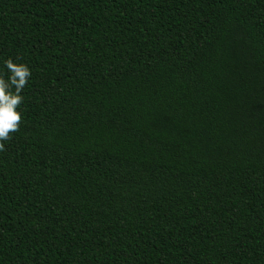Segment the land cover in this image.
Listing matches in <instances>:
<instances>
[{
    "label": "trees",
    "instance_id": "16d2710c",
    "mask_svg": "<svg viewBox=\"0 0 264 264\" xmlns=\"http://www.w3.org/2000/svg\"><path fill=\"white\" fill-rule=\"evenodd\" d=\"M8 59L0 264H264V0H0Z\"/></svg>",
    "mask_w": 264,
    "mask_h": 264
},
{
    "label": "clouds",
    "instance_id": "9594fccd",
    "mask_svg": "<svg viewBox=\"0 0 264 264\" xmlns=\"http://www.w3.org/2000/svg\"><path fill=\"white\" fill-rule=\"evenodd\" d=\"M4 63L9 75L7 79L0 77V151H4V142L12 138L11 134L19 130L22 116L18 109L24 99L21 92L31 76L25 64L11 59Z\"/></svg>",
    "mask_w": 264,
    "mask_h": 264
}]
</instances>
